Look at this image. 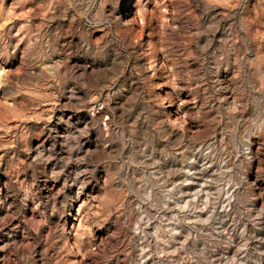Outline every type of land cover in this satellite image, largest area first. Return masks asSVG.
I'll use <instances>...</instances> for the list:
<instances>
[{
  "label": "rangeland",
  "instance_id": "obj_1",
  "mask_svg": "<svg viewBox=\"0 0 264 264\" xmlns=\"http://www.w3.org/2000/svg\"><path fill=\"white\" fill-rule=\"evenodd\" d=\"M0 264H264V0H0Z\"/></svg>",
  "mask_w": 264,
  "mask_h": 264
}]
</instances>
